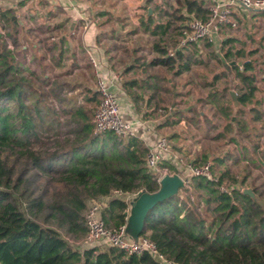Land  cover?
Instances as JSON below:
<instances>
[{
    "label": "trees",
    "instance_id": "1",
    "mask_svg": "<svg viewBox=\"0 0 264 264\" xmlns=\"http://www.w3.org/2000/svg\"><path fill=\"white\" fill-rule=\"evenodd\" d=\"M174 1L148 28L149 56L136 47L127 65L112 62L113 55L107 58L110 67L121 65L120 86L143 120L170 109L169 98L163 96L169 93L164 85L169 82L155 69L170 71L173 77L187 73L203 64L199 56L205 58L203 50L213 47V40L205 39L177 47L179 33L190 20L206 19L208 0ZM141 21L147 28L151 17ZM16 26L9 8H0V27L6 35H14ZM107 36L111 42L106 53L121 51L128 58L124 47L115 44L113 30ZM231 41L222 40L217 57L209 52L222 68L219 72L208 69V79L204 73L196 75L207 91L192 105L172 109L157 125L172 128L184 120L205 141L210 137L227 146L211 154L205 146L188 161L194 167L208 162L212 179L189 176L177 194L147 211L138 237L153 245L158 260L145 250L125 254L104 244L80 247L64 237L83 240L87 209L102 200L103 226L114 230L124 225L127 202L115 192H153L158 188L155 174L146 167L140 139L95 129L93 113L100 102L96 88L80 81L68 84L63 77L70 71L52 74L64 64L62 42L51 47L58 50L49 62L44 54L36 57V64L32 58L26 74V61L16 58L0 35V264H264V110L255 96V83L264 76L257 77V49L244 57ZM229 75L237 108L228 94ZM65 87L80 88L83 99L71 103L63 95ZM50 96L60 104L43 102ZM216 118L220 129L209 135L218 127ZM159 165L175 170L166 160Z\"/></svg>",
    "mask_w": 264,
    "mask_h": 264
},
{
    "label": "crops",
    "instance_id": "2",
    "mask_svg": "<svg viewBox=\"0 0 264 264\" xmlns=\"http://www.w3.org/2000/svg\"><path fill=\"white\" fill-rule=\"evenodd\" d=\"M7 1L12 6L17 2V0ZM39 1V8L45 13H50V17L45 19L51 21L55 29L67 31V33L65 32L66 38H64V35H60L58 41L62 42L63 47L71 54L72 58L68 60L69 64L72 63L71 69L73 71L80 69L78 62L82 61V63H86L94 75L93 68L87 58V52H89L98 63L97 72L99 75L107 84H111V88L120 103L122 118L133 124L135 136L142 141L144 146L152 145L156 137L160 136L159 132L162 131V128L157 127L161 122L153 123L150 121L152 117L143 120L141 119V115L134 111L133 106L124 95L120 86L119 69L121 65L115 64L112 68L107 58L113 55L112 62H121V64L127 65L132 59L130 51L136 47L142 48L146 51L147 56H149L151 52V36L149 35L148 28L153 22L158 20L157 14L160 11L168 10L176 2L174 0H135L133 1L135 8L131 9L127 6L130 4L128 0H119L118 4L116 0ZM211 1L208 0V4ZM121 2L126 3V10L119 6ZM147 8L150 9L149 14L147 13ZM231 9V17L236 24L235 28L228 26L221 27L213 35V44L219 46L222 40L231 38V44L243 46L242 52L244 51V57H246V52L254 48H250V44L256 43L253 37L258 36L260 42L257 40L258 43L255 46L257 49L255 54H257L260 44L264 42V10L241 11L237 8ZM99 13H103V15H99ZM141 17H151V23L147 25V28L141 21ZM228 28L234 31L228 34L229 31H226ZM110 30H113L117 36L115 44L122 45L127 51L128 58H125L124 62V59L122 60L125 56L124 53L120 54V51L106 53L107 47L110 44L109 42H111V38L107 36ZM236 50L238 49L235 48ZM74 60H76L77 64ZM186 125V130L180 127L176 131L181 132L180 136H183V138H171L168 135H164V137L168 139L173 151L179 152V154L185 155L187 158H192L196 154L201 153V143L205 139L191 123L186 122Z\"/></svg>",
    "mask_w": 264,
    "mask_h": 264
},
{
    "label": "rangeland",
    "instance_id": "3",
    "mask_svg": "<svg viewBox=\"0 0 264 264\" xmlns=\"http://www.w3.org/2000/svg\"><path fill=\"white\" fill-rule=\"evenodd\" d=\"M116 1H117L116 3L118 4L119 0H116ZM133 1L135 0H128L130 4L127 6L131 9L135 8ZM39 3H40L39 0H17V2H15V4L12 6L7 0H0V8L1 9L9 8V10L11 11V15H13L17 21L16 32L14 33V35L13 34H10L9 36L6 35V32L3 31L1 27H0V35L6 41L8 47L11 48L16 58H19V60H22L24 64L26 61L27 64L23 65L24 70L25 68H27L26 74L29 72V69H30L28 62L32 58H34L32 61L36 64L39 61L38 58L36 59V57L40 56V54H44L46 55V59H47L46 61L49 62L51 58L55 57V55L57 54V50H58L55 48L51 49V47L58 46L56 45V41L58 40V37L60 35L61 36L64 35V38H66L67 36L66 35L67 31L65 30L60 31L58 29H55V26L52 24V22L46 20L50 17V13H45L44 11H42V9L39 8L40 6H38ZM125 5L126 3L121 2L119 6L125 9L126 7ZM226 31H229L228 34H230V32L234 30L228 28L226 29ZM253 38L256 41V43L254 42L250 44L249 46L250 48L251 47L255 48L258 41L260 42L258 36L253 37ZM12 40H15L14 44ZM232 45H233V48H237L241 51L243 50L242 48L243 46L241 47L240 44H232ZM212 46H213L212 48L210 47V48H206L203 50V52H205V58L202 56H199L203 60L204 63L201 64L200 66L191 67L190 71H188L187 73H183L179 76L173 77L170 71H166L163 69H155L156 74H158L160 77L167 78V81L169 82L168 84H164L165 87L168 88L169 93L163 94V96H164V99L169 98V102L167 101V103L170 109L165 110L167 111V113L164 111L158 112L161 115L156 114V116H152V119H150V121H152L153 123L162 122L164 118L170 114L172 109L186 108L187 106H190L193 102H195L196 97H198L201 94H204L207 91V88H203L202 85L199 84L198 82L199 79L197 78L196 75L204 73V76L206 77V79H208L210 77V73H208V69H212L213 72H219L222 69L218 64L215 63V60L212 58V56L209 53L213 50L214 52L213 54L215 57L220 55V52L217 50L218 45L213 44L212 42ZM62 49L65 50L62 54L64 64L61 65V68L53 69L52 74L54 75V73H56L57 71L58 72L70 71V74H69L70 76L63 77L65 78L64 80H67L68 84H71L72 81H75V82L80 81L82 84H85V86L87 87L96 88V78L91 73V70L86 65V63L85 62L82 63V61H79L78 64H79L80 69H75V71H73L70 66H66L69 58H72L71 54L68 53V50H66L64 47ZM242 53L244 54V51ZM120 54H123V53L120 51ZM255 57L257 58L256 66H258L256 67L258 68L257 77H260L261 76L260 52L255 54ZM122 60L124 62L126 59L123 57ZM239 60L241 59L239 58ZM40 61L42 62V59H40ZM74 61L76 63V60ZM231 78H232V75H229L230 90H232L231 87L234 84V81L230 80ZM31 81L34 86L36 87L38 86V83L35 80L31 79ZM255 85L257 87V92L255 96L256 98H259L262 100L261 107L264 110V80H257ZM219 86L220 84L217 87ZM185 92H188V93H185ZM84 93L85 92L81 90L80 88L69 90L68 87H65V89L63 90L64 97L70 100V102L73 104L81 101L83 99ZM84 96H86V94ZM43 102H46V104L53 105L55 107L60 104L53 96L47 97L46 99H44ZM117 102H118V107H119V111L121 115L120 103L118 99H117ZM215 122L218 127L216 129L210 130L208 132L209 135L214 134L216 130L220 129V125H221L220 120L218 121V119L216 118ZM180 127L185 130L187 129V125L184 120L172 128L161 129L162 131L159 132L160 136H164V135L170 136L172 132H175L174 134L176 135L174 137L183 138V136H180L181 132H176L179 130ZM209 138L210 137H208L205 142L201 143V146H202L201 148L206 146V149L209 151L210 154L212 152L221 153V151L224 150L225 147L227 148L225 143H222V140H212ZM182 157L184 158L186 162H188L191 159V158H187L185 155H183ZM101 203H103V200L101 201ZM127 214H128V210H127ZM64 237L68 239V241L72 243L74 246L84 247V246H89V245L91 246L97 245L95 243L88 242V240H86V237L81 241L72 240L71 237L67 235L66 236L64 235ZM102 245L103 244H100L97 246H102Z\"/></svg>",
    "mask_w": 264,
    "mask_h": 264
},
{
    "label": "built area",
    "instance_id": "4",
    "mask_svg": "<svg viewBox=\"0 0 264 264\" xmlns=\"http://www.w3.org/2000/svg\"><path fill=\"white\" fill-rule=\"evenodd\" d=\"M231 8H237L241 11L264 10V0H212L207 6L208 15L204 21L192 19L188 22L187 29L184 28L180 31L177 47H181L189 42H196L200 39L212 41L213 35L224 26L235 28L236 24L231 17ZM259 52L261 55L260 73L264 76V42L261 43ZM167 54L171 55L172 51L168 50ZM87 58L96 78V91L100 95V102L93 113L95 129L109 130L119 138L136 137L133 124L130 121L124 120L120 115L117 98L111 88V84H107L97 72L98 63L89 52H87ZM144 147L146 148V167L151 173L155 174L158 186L159 179L164 174H177L182 180L183 185L187 183L189 176L212 179L209 173L208 162L199 167L192 166L184 160L179 152L171 149L168 139L164 136H157L152 145ZM162 160H166L174 166L175 170L170 172L165 167H160L159 164ZM219 188L222 191L225 189L222 185ZM115 195L122 197L127 204L131 199V196L122 195L119 192H115ZM102 206L103 204L100 202H93L89 205L85 214L86 240L88 242L115 247L122 250L125 254H139L145 250L154 255L158 260H161L153 245L145 238L129 239L124 230L125 224L118 226L114 230L106 229L100 218Z\"/></svg>",
    "mask_w": 264,
    "mask_h": 264
},
{
    "label": "water",
    "instance_id": "5",
    "mask_svg": "<svg viewBox=\"0 0 264 264\" xmlns=\"http://www.w3.org/2000/svg\"><path fill=\"white\" fill-rule=\"evenodd\" d=\"M147 13L150 9L147 8ZM232 106L238 107L235 92L230 90L228 92ZM158 188L153 192H139L132 196L128 202V214L124 226L125 233L129 239L136 240L142 230L143 220L148 210H150L156 203L169 198L183 188V182L177 174H164L158 182ZM243 193L252 196L249 189H244Z\"/></svg>",
    "mask_w": 264,
    "mask_h": 264
}]
</instances>
